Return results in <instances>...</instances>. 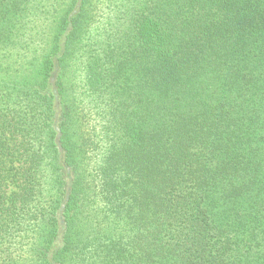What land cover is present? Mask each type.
Returning <instances> with one entry per match:
<instances>
[{
  "label": "trees",
  "instance_id": "trees-1",
  "mask_svg": "<svg viewBox=\"0 0 264 264\" xmlns=\"http://www.w3.org/2000/svg\"><path fill=\"white\" fill-rule=\"evenodd\" d=\"M0 264H264V0H0Z\"/></svg>",
  "mask_w": 264,
  "mask_h": 264
}]
</instances>
